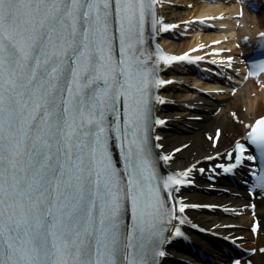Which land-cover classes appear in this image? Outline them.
<instances>
[{
    "label": "snow or ice",
    "instance_id": "obj_1",
    "mask_svg": "<svg viewBox=\"0 0 264 264\" xmlns=\"http://www.w3.org/2000/svg\"><path fill=\"white\" fill-rule=\"evenodd\" d=\"M163 4L0 0V264H164L166 246L185 238L174 222L185 224L186 209L217 207L187 204L178 195L194 183L190 174L204 168L161 174L160 162L172 161L182 147L154 151L163 148L153 144L163 139L155 129L168 123L157 116V105L169 103L160 90L174 83L161 73L204 59L169 55L159 44L151 49L150 38L180 26L158 14ZM244 15L241 7L237 27ZM216 19L224 16L184 23ZM259 36L264 40V31ZM210 63L232 69L234 58ZM262 77L264 60L244 79L264 90ZM230 115L247 129L245 143L236 140L225 153L231 163H217L213 172L235 174L257 159L253 152L264 172V115L249 123ZM221 134L218 129L208 137L213 148ZM257 180L264 194V175ZM251 208L255 216L256 205ZM250 231L258 238L264 226L254 220ZM257 252L264 255V247L252 249Z\"/></svg>",
    "mask_w": 264,
    "mask_h": 264
},
{
    "label": "bare ground",
    "instance_id": "obj_2",
    "mask_svg": "<svg viewBox=\"0 0 264 264\" xmlns=\"http://www.w3.org/2000/svg\"><path fill=\"white\" fill-rule=\"evenodd\" d=\"M168 2H173V6L164 7L162 12L167 20L171 22L189 20L199 14V12L202 14L203 11L210 8L205 4L195 5L194 0H168ZM191 3L194 5L193 10L183 9V5H190ZM249 20L250 18L247 16L244 21H241L245 26L244 31L247 32H250L251 28L255 26ZM258 22L259 26H264V12L258 16ZM228 25L234 27L235 22L228 23ZM183 28L185 27H181V29ZM180 39L179 43H173L175 52L192 49L203 41L214 38L211 34H206L202 37L193 38L192 35V37ZM164 40L167 42L166 39ZM180 79L179 82L184 78ZM193 85L190 80L186 79V81L184 80L166 90L165 94L170 96L173 102L170 104L171 106L160 110V114L168 119L169 126L167 130L161 133L164 136V151H171L179 145L188 144L185 149L175 155L171 165L172 169H184L199 159L211 156L231 146L234 138L242 136L244 128L241 124L235 123L231 119L232 116L230 114L232 112H236L244 120H247L250 116H259L264 113V90L256 89L252 83L247 88L248 95L241 92L240 96L235 99L230 96L204 95L192 88L194 87ZM203 88L209 89L210 87L206 86ZM253 97L258 98L260 102L255 104ZM222 99L224 100L221 101ZM219 107L222 108L224 115L215 116L214 112ZM217 128L222 130V134L217 148H213L211 142L205 138V135L211 131L214 132ZM198 185L200 190L183 194L184 197L188 198L187 202L189 204H220L225 207V211L208 212L205 207L189 208V214L194 223L218 233L221 237H244L242 240H237V243L242 247L249 249L264 247V233L255 239L249 230L253 217L247 209V205L250 204L247 194L243 193L241 198H231L217 192H207V186L204 185L202 179H198ZM258 204V213L262 219V226H264V199L260 200ZM238 210L244 212L242 216H236V211ZM188 234L204 250H211L207 240L200 238L191 231ZM216 244L222 246L226 253H233L232 249L221 240L216 241ZM174 255L177 257L182 256V254L170 252V256ZM212 255L220 262H223L226 257V254L219 252L212 253ZM253 259L255 264H264V255L258 252L253 256ZM166 262L167 264H187L185 261L171 258L167 259Z\"/></svg>",
    "mask_w": 264,
    "mask_h": 264
},
{
    "label": "rangeland",
    "instance_id": "obj_3",
    "mask_svg": "<svg viewBox=\"0 0 264 264\" xmlns=\"http://www.w3.org/2000/svg\"><path fill=\"white\" fill-rule=\"evenodd\" d=\"M190 5H191V7H190ZM190 5H187V4H185V5H183V9H186V10H193V4L191 3ZM212 132V131H211Z\"/></svg>",
    "mask_w": 264,
    "mask_h": 264
}]
</instances>
